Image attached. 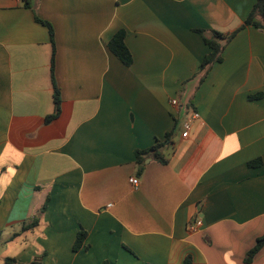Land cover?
Listing matches in <instances>:
<instances>
[{
	"label": "crops",
	"instance_id": "1",
	"mask_svg": "<svg viewBox=\"0 0 264 264\" xmlns=\"http://www.w3.org/2000/svg\"><path fill=\"white\" fill-rule=\"evenodd\" d=\"M256 1L0 0V264H264ZM199 30L238 31L201 68ZM158 141L167 162L140 165Z\"/></svg>",
	"mask_w": 264,
	"mask_h": 264
},
{
	"label": "trees",
	"instance_id": "2",
	"mask_svg": "<svg viewBox=\"0 0 264 264\" xmlns=\"http://www.w3.org/2000/svg\"><path fill=\"white\" fill-rule=\"evenodd\" d=\"M27 5L29 6V4ZM36 18L38 21L48 25L50 29L51 39L53 40L52 42L54 43V28L51 22L44 20L38 16ZM255 18H259V20H255ZM250 24H253L258 27H264V0L256 1L251 13L249 14L248 18L245 20L243 27L246 25H250ZM237 31L229 33V34H225L217 30H212L211 35L208 36L205 33V30H199V32L202 34L205 40V43L210 47V51L204 58L201 64V68L207 66L210 63L222 61V52H223V48L225 45L224 43L232 39V37L235 36ZM109 48L123 61V63H125L128 66L132 64L133 55L125 42V31L124 30L119 31L114 35V37L109 42ZM259 97H261V93L250 95L251 99L259 98ZM59 112H60V97H59V92L56 89L55 112L47 118V121L57 116ZM170 136H171V133H169L166 136V139H169ZM163 145H164V142L158 141L148 149L138 150L137 151V162L141 165L144 163V160L147 156L152 155L160 162L166 163L167 158L161 152V148L163 147ZM260 163H261L260 159L250 162L251 165H257ZM140 170H142V168H140ZM37 222H38V219L35 218L34 221H32L30 224H27V226L25 227L28 228L29 226H34L36 225ZM85 237H86V233L84 231H81L78 234L77 240L75 242V247H74L75 249H78L81 247V244L83 243ZM263 245H264V235L259 237L255 246L251 250H249L246 256V262L252 261L254 256L263 247ZM31 264H40V262H32Z\"/></svg>",
	"mask_w": 264,
	"mask_h": 264
},
{
	"label": "built area",
	"instance_id": "3",
	"mask_svg": "<svg viewBox=\"0 0 264 264\" xmlns=\"http://www.w3.org/2000/svg\"><path fill=\"white\" fill-rule=\"evenodd\" d=\"M172 104H174L175 106L179 105V101L177 98H174L171 100ZM197 117H199V113L197 111H192L190 113H188L186 115V117L183 120L182 123V127H183V132H182V136L183 137H188L191 127H192V122L194 121V119H196ZM130 181L135 185L138 186L139 184V179L137 177H133L130 178ZM197 226L196 223H192L191 228H195Z\"/></svg>",
	"mask_w": 264,
	"mask_h": 264
}]
</instances>
